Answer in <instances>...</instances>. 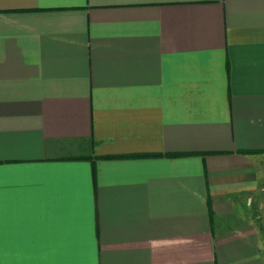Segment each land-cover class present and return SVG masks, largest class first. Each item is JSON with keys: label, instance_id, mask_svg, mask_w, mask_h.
Returning a JSON list of instances; mask_svg holds the SVG:
<instances>
[{"label": "crops", "instance_id": "crops-1", "mask_svg": "<svg viewBox=\"0 0 264 264\" xmlns=\"http://www.w3.org/2000/svg\"><path fill=\"white\" fill-rule=\"evenodd\" d=\"M264 0H0V264H264Z\"/></svg>", "mask_w": 264, "mask_h": 264}, {"label": "rangeland", "instance_id": "rangeland-1", "mask_svg": "<svg viewBox=\"0 0 264 264\" xmlns=\"http://www.w3.org/2000/svg\"><path fill=\"white\" fill-rule=\"evenodd\" d=\"M254 219L258 224V228L260 230L261 235L264 238V205L261 208H256V212L254 213Z\"/></svg>", "mask_w": 264, "mask_h": 264}]
</instances>
